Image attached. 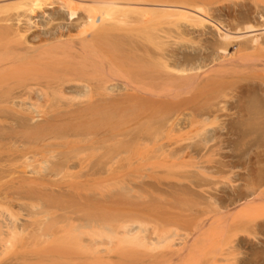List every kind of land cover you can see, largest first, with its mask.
Instances as JSON below:
<instances>
[{"label": "bare ground", "instance_id": "6f19581e", "mask_svg": "<svg viewBox=\"0 0 264 264\" xmlns=\"http://www.w3.org/2000/svg\"><path fill=\"white\" fill-rule=\"evenodd\" d=\"M47 1L0 0V143L6 141L23 148L37 145L45 150L52 141L58 140L61 143L56 146L64 149L56 156L52 154L55 160L52 158L53 161L41 167L39 164L37 171L40 170L41 179L26 176L21 171L17 173L13 166L2 165L0 185L5 184V177L15 179L5 184V189L11 190L13 197L38 192L40 198L49 201L74 199L80 195L77 189L81 185L88 187L101 177L112 175L114 158L125 150L122 144L126 145L136 137L122 140L118 136L126 137L132 129H115L107 123L110 121L109 112H121L124 105L130 121L142 129L144 125L150 129L159 128V134L165 140L179 138L185 127L189 128L188 133L191 129L195 132L198 146L213 137L222 136L218 135L215 126L231 128L235 125L244 128L228 131L249 143L245 152L264 154V3L260 4L264 0H248L247 3H235L233 0H77L85 6L88 14L78 19L77 26L81 30L78 39H64L62 33L38 34L35 38L39 44L33 45L26 39L31 27L23 30L21 26L24 22L31 24L36 8H41ZM75 1L60 0L70 21L76 18L78 7ZM225 2H232L234 7L224 5ZM13 10L14 13L11 12ZM43 99L44 104L41 103ZM26 100L29 106L25 104ZM49 100L51 107H55L51 114L43 110L44 105L49 107ZM63 100L67 101L65 108L60 106ZM6 121H13L15 125L7 127ZM143 137L146 139L147 135L144 133ZM101 150L104 153L94 161L88 162L80 156L86 151L95 153ZM21 155L24 156L25 152L22 151ZM173 155L176 157V152ZM169 156L168 153L166 157ZM259 160L258 165H261ZM75 161L79 162L77 166L86 169L85 179L79 176L80 180L67 181L65 185L56 183L58 189L46 184L44 178L70 172L76 167ZM174 161L169 162V167H166L167 162L164 163L167 170ZM85 162L89 168L85 167ZM223 165L229 166L227 163ZM21 166L23 168L18 170L24 171L26 167ZM256 168L250 170L252 177L244 186L248 192L237 194L233 199L241 201L240 206L236 204L238 211H217L221 218L214 235L209 233L212 239L207 232L201 233L209 221L194 224L195 234L190 231V239L200 231L198 234L201 233L204 245L198 241L191 247L190 239L185 237L181 246L175 245L174 249L178 233L176 224H173L180 219L181 213H173L176 220L171 219L172 224L163 222L151 230L138 206L134 207L130 199L123 197H131L129 193L133 188L127 184L126 188L122 187L127 193L118 191L117 199L113 201L116 213L112 225L106 228L96 224L88 233H91V242L88 239V243H84L80 239L84 245L77 240L78 229L70 231L67 241H60V246H55L57 252L51 254L49 264H82L83 260L90 264H148L138 253L146 256L149 264H165L170 258L161 261L159 257L165 249L172 248L173 254L180 251L184 254L190 249L186 264H202L207 255L219 252L213 242H220L229 225L238 223L229 224L231 220L242 216L243 220L256 224L257 216L263 212L264 169L261 166ZM200 170L201 174L208 175L203 172L204 168ZM113 184L117 185L116 182ZM200 185L193 183L190 187H174L182 190L180 192L195 193L192 188H200ZM200 194L199 198L217 206L216 198L210 193L203 189ZM80 198L83 197L80 195ZM228 201L232 199H219L222 204ZM5 227L11 232L9 237L22 233L16 226L6 224ZM152 232L157 233L156 239L149 236ZM54 233L58 236L67 234L63 227ZM2 234L0 230V247L7 249V242L11 243V240ZM72 236L74 241H71ZM105 241L115 246V261L110 257L106 262L102 252L95 248ZM40 243L45 245V242ZM68 244L78 246L74 253L65 252V247H61ZM48 246L45 245V249ZM81 256L85 259L80 262Z\"/></svg>", "mask_w": 264, "mask_h": 264}, {"label": "rangeland", "instance_id": "374dc122", "mask_svg": "<svg viewBox=\"0 0 264 264\" xmlns=\"http://www.w3.org/2000/svg\"><path fill=\"white\" fill-rule=\"evenodd\" d=\"M233 1L235 3H247L248 0ZM75 2L78 7V11L76 10V18L73 21H70L67 9L62 7L60 0H49L45 2L41 8H36L31 21L32 23L26 25L27 23L23 21L24 23H22V26L20 25L23 30L26 29L25 27L27 26L31 27L29 32L26 33V39H28L31 44L35 45L39 44L35 35L38 36V34L44 35L48 33L49 35H53L62 33L64 39L67 37H73V39L77 40L78 34L81 31L79 26H77V23L79 22L78 19L86 17L88 14L85 10V6L81 2H78L77 0ZM228 3L225 2L224 5H230L232 8L234 7L232 2ZM263 3L264 1L260 4L262 5ZM262 7L264 8V5ZM11 12L14 13L15 10ZM119 92L115 91V93ZM77 101L79 100H75V102ZM44 102L45 100L43 99L41 103L44 104ZM18 104H20V102H18ZM25 104H29L28 100L25 101ZM65 104H67V101L63 100L60 103V106L65 108ZM26 105H24V109H27ZM44 106L43 110L48 113L55 109V107H51L50 100V108ZM124 106L120 108V110H122L121 112L119 110H117L114 114L109 112L110 121L107 123L113 125L115 129L120 127L132 129L126 137L118 136L122 140H128L132 136L134 138L136 135L135 138L138 137L137 139H139V141L137 143V140L134 138L135 140L132 139V141L126 143V145L122 144L125 150L114 158L113 162L115 164L112 175L109 177H101L98 182L94 183L95 185L89 184L91 187L86 185L89 188L81 185L77 189V193H79L83 198H80L79 195L74 199H54L49 201L44 197L40 198L38 192L28 196L25 195L24 197L16 198L11 195V190L5 189V184L11 183L9 180L12 178H3L5 184L0 185V221H2V227L0 230L3 232L2 235H4V238H9L11 243L8 241V244L6 241L7 245H9V248L7 247V249L0 247V264H49L51 254L57 252L55 246H60V241H63V243L64 240L67 241L70 231L73 232L74 229H78L76 236L79 244L84 245L85 241L88 239L91 242V233L90 235L88 233L92 230V227L96 224L97 226L102 225L106 228H108L109 225H112V221L115 219L116 213V204H114L113 201L117 199L116 193L118 191L121 190L123 193H127V191L122 188L124 186L126 188L127 184L133 188V190L129 193L131 197L126 198L122 193L121 195L125 199H130L134 207L138 206V208L143 212L142 216H145V221H148L147 224L151 230L157 224L163 225V222L172 224L171 219L176 220L173 213H181V216L179 217L180 219L177 223L175 222L173 224H176L175 228H177L178 233L177 236H175V242L173 243L174 246H181V242L185 237H188L189 239L191 238L189 233L192 230L194 232V224L196 222L209 221V223L201 229V233L205 231L204 233L207 232L208 234L211 233L214 235V230L217 229V224L220 222L221 218V216L217 213H220L222 210H229L230 212L233 210L238 211L241 201H233V199L237 198V194L248 192V189L246 187L244 188V186H246V183L252 177L249 175L251 171H254L255 169L257 170V166H261V168L264 169V154H256L252 151L245 152L249 143H245L242 139L237 138L236 135L228 131L230 129L238 131L240 128L244 127H234L235 125L231 128L226 125L215 126L214 128H216L218 135L222 136H216V138L213 137V139L209 140L207 143H202L198 146V139L194 136L195 132L191 129V132L189 131L188 133L187 131L189 128L183 127V130L185 131L186 129V132L182 130L183 133L180 136L182 141L180 140V137L175 140L168 141L163 139V137L159 134V128L155 127L156 129H150L144 125L142 129L139 124H135L133 121H130L129 114L127 113L128 109H124ZM33 115L37 116V113H33ZM107 115L108 114H106V116ZM37 119L39 120V118ZM4 124L9 127L15 125V122L6 121ZM8 129L11 130L10 128ZM209 129L212 130V127H209L208 130ZM138 133L141 135L138 136ZM144 133L147 135L146 139L143 137ZM150 133H152L151 135L157 133V135L154 134L151 136ZM142 137L146 141L143 140L145 144L142 143L141 146L140 143L143 142L141 141ZM191 137H195L192 138L194 140H192ZM189 139H191V141ZM178 141L180 142L179 145L176 143ZM59 143L61 142L58 140L52 141L49 148L47 147L43 150L42 146L36 145V147L32 146L23 148L21 145L13 146L6 141H2L0 143V167L2 165L7 166L8 168L13 166L12 168H14V170L17 168L15 170L17 173L21 171V173H24L26 176L41 179L43 176L39 174L40 170L37 171V169H39V164L41 163L40 167L41 165H46V162L50 160L53 161L54 155L56 156L58 153L64 151V149L60 148V146H56ZM130 145L132 147H130ZM262 145L264 146V143H262ZM137 146L138 150L136 149ZM200 147H203L204 149L202 150ZM22 151L25 152L24 156L21 155ZM175 152L176 157L178 156L177 159L173 155ZM101 153L103 154L104 151L101 150L95 153L86 151L80 156L90 162L96 160V157ZM161 153H165V157L162 156ZM168 153L170 156L173 155L174 157L169 156L167 158L166 156H168ZM26 156L28 157V160L25 158ZM172 159H175L176 162L174 161L171 168L167 170L166 167L170 166ZM259 159H261V165H258V161H260ZM165 162H167V164ZM75 163H77L76 167L70 169L72 171H70L71 173L66 171L58 177L44 178L46 179V184L53 185L55 189H58L55 186L58 185L56 183H63L65 185L67 181L70 183L80 180L79 176L82 179H85L83 175L85 174L86 169L77 166L79 163L78 161H75ZM164 163L166 164V167ZM225 163L229 164V166H224L223 164ZM21 165L26 167L24 171L23 169L18 170V168H23ZM26 165H29V167L27 168ZM87 165L88 163L85 164V167L89 168L90 165ZM200 168H204L203 172L208 173V175H205L204 173L201 174ZM245 169L249 172L247 173ZM16 175L17 174H14L13 176ZM13 180L15 181V179H12V181ZM113 182H116L117 185L113 184ZM193 183L201 184L200 188L202 189L198 186L197 187L199 189L192 188L195 189V193H193L190 191L180 192L182 190L174 187L176 185L190 187ZM203 189L216 198L217 206L213 203L209 204L210 202H207L205 199L199 198L201 195L200 191ZM8 193L10 195H8ZM220 198H231L232 201L222 204L219 202ZM83 200H86V203L83 202ZM235 206L238 208L236 209ZM216 207H218V210L215 209ZM183 214L188 216H184ZM239 218L240 216L230 221L229 224L234 222L238 223L229 225V230L227 228L226 230L228 231L226 233V230L224 232L222 231L223 235L225 233V236L223 237V235H221L222 240H220V242H213V240H211L212 235H208L210 236V242H213L214 247L219 248V252H216L218 256L216 254H212L214 256L211 254L210 256L207 255L206 258L208 257L210 259L205 258L202 264H215L216 259L217 264H264V210L257 216L256 224H252L249 220H243L242 216V221H239ZM212 221H214V223H212ZM6 224L8 226H16L20 228L22 233L19 232L20 234H13L12 237H9L11 232L6 229ZM213 226L216 228H213ZM60 227L65 228L67 234L64 236L55 235L54 232H56V230ZM199 232H197V235L190 239L191 247L197 244L198 241L200 244V241L203 240L201 239V233L198 234ZM149 236H151L152 239H156L157 233L155 234V232H152ZM81 238L84 240V243H80ZM218 239L220 238L218 237ZM41 241L43 243L45 242V245H49L47 249H45L44 244L42 245L40 243ZM56 241L58 242L56 243ZM71 241H74V237ZM203 242L204 241H202L201 244H203ZM206 242L207 240L205 239V243ZM216 242H218V245ZM86 243H88V241ZM104 243L105 244L97 245L95 248L97 251L99 250V253L102 252V257L105 258V261H110L111 258H114L115 261L117 259V254L114 252V250H116L115 246L113 244L110 245L108 241H105ZM23 245L26 246L27 249L23 250L22 248H26ZM206 245L207 244H205V246ZM176 246L173 248L175 249ZM61 247H65V252L69 253H74L78 248V246L72 244ZM109 248L110 250H108ZM172 249H165V253L159 257V260L163 261L166 258H170L169 261L167 259V263L165 264H186V258H188V252L190 249L184 254L182 251L173 254ZM25 250L27 251L25 252ZM138 254L141 258H144L148 264L150 263L146 256L142 257L141 253ZM180 254L183 255L179 256ZM83 259H85V256H81L79 261L81 262ZM211 261L214 262L210 263ZM88 263L90 264L89 261H82V264Z\"/></svg>", "mask_w": 264, "mask_h": 264}]
</instances>
